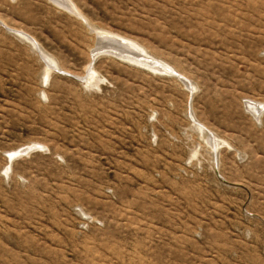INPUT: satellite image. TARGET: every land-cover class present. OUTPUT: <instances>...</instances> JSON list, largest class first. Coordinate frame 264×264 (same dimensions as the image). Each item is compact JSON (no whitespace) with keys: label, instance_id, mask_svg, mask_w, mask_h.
Segmentation results:
<instances>
[{"label":"rangeland","instance_id":"1","mask_svg":"<svg viewBox=\"0 0 264 264\" xmlns=\"http://www.w3.org/2000/svg\"><path fill=\"white\" fill-rule=\"evenodd\" d=\"M56 1L0 0V264H264V0Z\"/></svg>","mask_w":264,"mask_h":264},{"label":"bare ground","instance_id":"2","mask_svg":"<svg viewBox=\"0 0 264 264\" xmlns=\"http://www.w3.org/2000/svg\"><path fill=\"white\" fill-rule=\"evenodd\" d=\"M56 1V0H54ZM55 3H57L58 5H62V7H65L67 8L68 10L71 9L73 12H76V10L74 11L73 9L75 8H72L71 4L72 2L70 0H57ZM73 5V4H72ZM71 13V12H70ZM77 13V12H76ZM80 15V14H79ZM16 33H20V35L24 38H26L39 52H40V56L45 60V64H49L48 61L46 60V55L44 56L43 52H41L39 50V45L37 43V41L33 38H31L30 36H28L27 34L21 32V31H16ZM96 35H98V38L101 42H107V43H115L119 46V48H123V49H126L129 47V44L128 43H124V42H115L113 41V39L109 40L107 39L106 36L108 35H102L100 32H98ZM109 37V36H108ZM106 46V45H105ZM100 47V46H99ZM121 49H118V48H112V50L114 51H111L113 54H116V52L118 53L117 55H119L120 53H124L123 50ZM105 51V52H109L110 53V47H104V44H103V47L101 48H98L96 51ZM38 52V53H39ZM129 52V51H128ZM139 54H137L138 56L140 57H143V55L141 54L142 52H137ZM98 54V53H97ZM108 54V53H107ZM143 54L145 55V53L143 52ZM122 56H125V55H122ZM121 56V57H122ZM119 57V56H118ZM126 57V56H125ZM133 59H136L137 62L139 63H144V65H146L147 67L149 68H156L158 69L159 71L161 72H165L167 73L168 75H171V76H174L176 77L178 80L181 81V83H183L186 88L190 91V94H193V91H194V84L193 82H191V80L186 77L184 74L180 73L178 70L174 69L172 66L168 65V64H165V63H162V62H156V61H152L150 59H138L137 56L136 57H133ZM131 60V59H130ZM94 61V60H93ZM52 64V63H51ZM85 80L86 83H96L97 80H98V77H97V72H95L93 69H92V66L88 69L87 73H86V77L83 79ZM261 104H252L249 106L250 110H254L255 113H258L259 109H263L264 108V104H262L263 106H260ZM193 116V115H192ZM194 120V125L195 127L200 131V133L205 136V134H207L206 137H204V139H206V141L211 145V149L212 151H220V146H222L224 144V142H221L219 138H217L214 133L212 134L211 132H209V130L204 127L203 125H201V123H197L195 121V117L193 116L192 117ZM228 144V143H227ZM225 145V144H224ZM13 156H15L16 154H12Z\"/></svg>","mask_w":264,"mask_h":264}]
</instances>
